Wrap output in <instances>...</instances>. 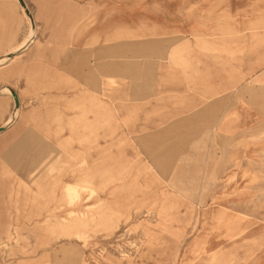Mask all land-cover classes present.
I'll list each match as a JSON object with an SVG mask.
<instances>
[{
  "label": "rangeland",
  "instance_id": "374dc122",
  "mask_svg": "<svg viewBox=\"0 0 264 264\" xmlns=\"http://www.w3.org/2000/svg\"><path fill=\"white\" fill-rule=\"evenodd\" d=\"M25 1L0 264H264V0ZM27 25L0 0V55Z\"/></svg>",
  "mask_w": 264,
  "mask_h": 264
},
{
  "label": "bare ground",
  "instance_id": "6f19581e",
  "mask_svg": "<svg viewBox=\"0 0 264 264\" xmlns=\"http://www.w3.org/2000/svg\"><path fill=\"white\" fill-rule=\"evenodd\" d=\"M4 1H10V0H4ZM12 1H14L15 3H17L19 5V7H20V9H21V11H22V13L24 15V18H25V20H26V22L28 24L27 25L28 26L27 27L28 28V32L26 34L25 39L22 42H20L12 50H10V51H8V52L0 55V65H3L7 61L13 59L14 57H16V56H18V55L26 52L37 41V24H36V19H35V16L34 15H33V17H31L27 13V8L30 10L29 5L27 4V7H25V6L21 5V3L19 2V0H12ZM5 6H6V4H5ZM30 11H32V10H30ZM13 91H15V90L13 89L12 86H9V85H2L0 87V96H3V95H6L7 94V95L12 96L13 99H14V105H13V108L11 110L10 115L6 118L4 124L0 126V127H3L4 128V130L3 131H0V133H3L5 131H7L17 121V119L19 118L20 113H21V106H20V104H19V106L16 105L15 98H14V95H13ZM17 95H18V93H17ZM18 98H19V95H18ZM73 185H75V184H73V183H67L64 186V191H66L69 194L70 193V188Z\"/></svg>",
  "mask_w": 264,
  "mask_h": 264
},
{
  "label": "water",
  "instance_id": "95a60500",
  "mask_svg": "<svg viewBox=\"0 0 264 264\" xmlns=\"http://www.w3.org/2000/svg\"><path fill=\"white\" fill-rule=\"evenodd\" d=\"M19 2L21 3V5L27 7V3L25 2V0H19ZM27 13L33 17V14L31 13V11L27 8ZM13 95H14V98H15V102H16V105L19 106L20 104V101H19V98H18V95L15 91H13ZM4 128L3 127H0V131H3Z\"/></svg>",
  "mask_w": 264,
  "mask_h": 264
}]
</instances>
